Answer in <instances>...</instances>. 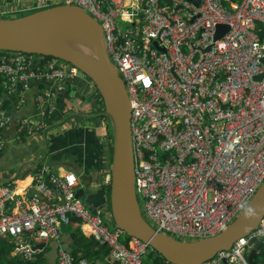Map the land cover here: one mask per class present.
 <instances>
[{
	"label": "built area",
	"instance_id": "1",
	"mask_svg": "<svg viewBox=\"0 0 264 264\" xmlns=\"http://www.w3.org/2000/svg\"><path fill=\"white\" fill-rule=\"evenodd\" d=\"M49 0H34L44 6ZM98 20L105 49L131 104L134 187L143 217L157 230L197 239L224 229L264 180V0H65ZM33 8V7H29ZM227 31L214 39L216 25ZM209 46V48H207ZM53 59H56L54 61ZM50 56L0 52V150L11 112L31 80L67 77L74 65ZM11 96H15V99ZM41 101L40 97H37ZM105 101V99H104ZM106 108V103H105ZM105 120V119H104ZM22 124L33 126V120ZM106 185L110 171L104 174ZM78 177L37 166L22 192L0 185V238L32 259L36 243L58 241L56 264L76 260L61 241L71 215L120 264H146L140 238L109 225L75 191ZM264 242L258 227L201 264H249Z\"/></svg>",
	"mask_w": 264,
	"mask_h": 264
},
{
	"label": "crops",
	"instance_id": "2",
	"mask_svg": "<svg viewBox=\"0 0 264 264\" xmlns=\"http://www.w3.org/2000/svg\"><path fill=\"white\" fill-rule=\"evenodd\" d=\"M61 3L65 0H49L44 6L37 7L34 0H0V17H13ZM104 103L93 79L79 68L67 77L31 80L25 92V103H16L11 122L3 131L5 143L0 150V185L12 182L18 192L29 189L37 166L53 172L71 171L79 179L83 201L91 210L100 213L109 225H114L104 182V174L110 171L107 163L112 136L107 131L112 129V121L104 114ZM24 119L33 120V126L22 124ZM78 227L84 233L80 224ZM71 229L67 223L61 225L60 241L70 248L73 246ZM255 243L259 244L255 259L261 261L264 259V242L257 240ZM93 249L100 254L80 259L90 264H103L104 258L112 259L107 247L100 249L97 245ZM101 255L103 258H98Z\"/></svg>",
	"mask_w": 264,
	"mask_h": 264
},
{
	"label": "water",
	"instance_id": "3",
	"mask_svg": "<svg viewBox=\"0 0 264 264\" xmlns=\"http://www.w3.org/2000/svg\"><path fill=\"white\" fill-rule=\"evenodd\" d=\"M60 27H77L87 33L100 71L88 63H83L73 54L64 51L48 52L12 46L11 40L28 38L39 32ZM227 29V24L218 23L214 39L222 36ZM0 49L52 55L73 64L76 68L88 73L95 81L106 103V97L99 88L96 76L104 77L108 83V94L113 105V109L106 105L104 110V114L112 121L110 182L108 184L109 208L114 225L122 228L128 235L140 238L148 248L156 250L172 264H201L211 259L217 252L229 249L239 237L250 234L258 227L264 216V180L234 219L214 235L188 240L176 238L155 229L143 217L134 187L129 97L116 65L106 52L100 23L81 6L61 3L13 17H0ZM259 60L264 64V54ZM263 75L264 71L256 74L255 78L259 79ZM75 195L81 197L83 189L77 188ZM46 246H48L45 251L47 262L56 264L57 240L36 243L33 247L42 249ZM258 247L259 244L255 243L247 256L250 264H264V259L261 263L255 259Z\"/></svg>",
	"mask_w": 264,
	"mask_h": 264
},
{
	"label": "trees",
	"instance_id": "4",
	"mask_svg": "<svg viewBox=\"0 0 264 264\" xmlns=\"http://www.w3.org/2000/svg\"><path fill=\"white\" fill-rule=\"evenodd\" d=\"M259 28L260 37L264 36V28L260 25L257 26ZM15 50H2L0 52L12 53ZM31 55V53H29ZM42 60L45 61L49 55L41 54ZM15 99V96H11ZM0 98L6 103L8 106L10 104V98H6L3 94L0 95ZM103 101V100H102ZM105 107V103H104ZM106 109V108H105ZM104 110V109H103ZM3 133V132H2ZM108 191V185L106 186ZM79 219L76 216L71 215L69 217V222L67 226L71 229V237L73 238V246L70 249L72 256L78 260L80 258L90 259L92 256L99 255L98 250L93 249L94 246H99L101 248H106L107 246L99 243L94 237L85 235L81 229L78 227ZM69 230V228H67ZM11 243H9L6 239L0 238V264H49L45 257V251L48 249V246L43 247L42 249H36L33 253L32 259H23L19 255L11 254ZM106 251V250H105ZM82 252V253H81ZM83 252L85 254H83ZM260 252L263 253V250L260 248ZM98 258L102 259L103 256H99ZM146 264H172L165 260V258L159 254L154 249H149L145 253V257L143 258ZM92 264V263H91ZM93 264H95L93 262ZM103 264H120L118 261L114 259H105L103 260Z\"/></svg>",
	"mask_w": 264,
	"mask_h": 264
},
{
	"label": "bare ground",
	"instance_id": "5",
	"mask_svg": "<svg viewBox=\"0 0 264 264\" xmlns=\"http://www.w3.org/2000/svg\"><path fill=\"white\" fill-rule=\"evenodd\" d=\"M12 46L30 50L64 51L73 54L85 64H90L99 69L97 58L91 47V40L87 33L77 27H60L39 32L28 38L11 40ZM90 54L93 56H90ZM100 71V69H99ZM99 88L106 97V105L113 109L108 94V83L103 76H96Z\"/></svg>",
	"mask_w": 264,
	"mask_h": 264
},
{
	"label": "rangeland",
	"instance_id": "6",
	"mask_svg": "<svg viewBox=\"0 0 264 264\" xmlns=\"http://www.w3.org/2000/svg\"><path fill=\"white\" fill-rule=\"evenodd\" d=\"M21 14H24V13H18L17 15H21ZM16 16V15H15ZM3 17V16H2ZM8 17H10L9 15H8ZM4 18V17H3ZM104 41V40H103ZM105 45V44H104ZM94 52V51H93ZM90 56H92L91 54H90ZM93 57V56H92ZM54 61H56V59H53ZM59 60L60 61H63L62 59H60L59 58ZM57 62V61H56ZM67 62V61H66ZM71 63H69V62H67V63H65V65L66 66H71V65H73V64H71ZM95 82V81H94ZM96 84V83H95ZM96 86H97V84H96ZM130 120H131V111H130ZM107 134L108 135H111L112 136V129L110 128V130H108L107 131ZM130 136H131V130H130ZM131 146H132V143H131ZM132 151H133V149H132ZM110 156H111V153H110ZM110 156H109V162L107 163V165L109 166V163H110ZM145 257V254H144V256H143V258ZM263 260H261L260 261V263L262 262Z\"/></svg>",
	"mask_w": 264,
	"mask_h": 264
},
{
	"label": "clouds",
	"instance_id": "7",
	"mask_svg": "<svg viewBox=\"0 0 264 264\" xmlns=\"http://www.w3.org/2000/svg\"><path fill=\"white\" fill-rule=\"evenodd\" d=\"M21 52H24V51H21ZM25 53H27V54H29V53H31V54H36V55H39V56L42 57L41 53H35V52H25ZM49 56L52 57V55H49ZM54 57H55V56H54ZM57 58H58V57H57ZM249 211H251V210H249Z\"/></svg>",
	"mask_w": 264,
	"mask_h": 264
}]
</instances>
